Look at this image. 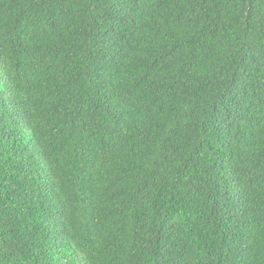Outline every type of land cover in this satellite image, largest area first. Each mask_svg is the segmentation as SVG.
Wrapping results in <instances>:
<instances>
[{
    "label": "trees",
    "instance_id": "obj_1",
    "mask_svg": "<svg viewBox=\"0 0 264 264\" xmlns=\"http://www.w3.org/2000/svg\"><path fill=\"white\" fill-rule=\"evenodd\" d=\"M0 264H264V0H0Z\"/></svg>",
    "mask_w": 264,
    "mask_h": 264
}]
</instances>
